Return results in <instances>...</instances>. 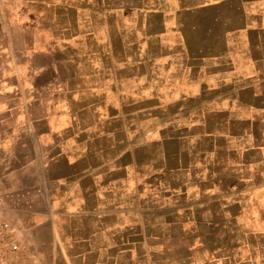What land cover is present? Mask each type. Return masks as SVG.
Masks as SVG:
<instances>
[{"label":"crops","instance_id":"crops-1","mask_svg":"<svg viewBox=\"0 0 264 264\" xmlns=\"http://www.w3.org/2000/svg\"><path fill=\"white\" fill-rule=\"evenodd\" d=\"M153 2L148 13L147 0L31 3L43 17L19 23L46 20L53 32L13 48L0 75V211L18 220L49 264H264L256 239L263 230L238 225L231 243L229 226L212 219L264 211V0ZM116 12L134 17L132 28L117 22L127 35L113 31ZM199 13L204 28L185 33V14ZM131 36L145 47L134 59ZM150 72L155 102L182 122L166 131L164 140L182 145L165 148L176 158L171 166L147 162L146 130L132 124L145 116L131 105H146ZM180 77L198 91L162 99L158 90L178 88ZM198 113L206 120L200 130L189 124ZM213 120L223 128L209 130ZM217 134L234 139L238 161L221 167L236 176L196 175L194 142ZM219 182L226 186L212 194Z\"/></svg>","mask_w":264,"mask_h":264},{"label":"rangeland","instance_id":"rangeland-1","mask_svg":"<svg viewBox=\"0 0 264 264\" xmlns=\"http://www.w3.org/2000/svg\"><path fill=\"white\" fill-rule=\"evenodd\" d=\"M42 1L46 0H0V68L3 74H7V67L8 64H11V53L10 51L15 48L17 45H21L30 39V36L33 35H44L48 36L50 33L53 32L52 24H49V21L46 22L40 21L39 25H24L22 22L29 17L40 16L43 17L44 10L39 8L36 4L41 3ZM135 1V0H131ZM209 1V0H208ZM148 2H151L148 4ZM31 3H36L31 6ZM147 13L154 10L155 2L153 0H147ZM55 11L51 10V16ZM206 14L199 13L195 16L191 15L189 18L187 14H185L184 23L182 24L181 28L183 31L189 32L190 34L197 33L204 28L203 22L205 24L204 18ZM61 16V20H64V23L69 22V19L72 14L70 11L67 13H63ZM113 19L112 22L115 23L114 32L119 35V33H128L126 27L124 28L123 25L125 24H117L120 21L129 22L131 23V28L133 27V15L132 14H124L120 13L111 16ZM19 20V21H18ZM203 21V22H202ZM19 23V24H17ZM62 22V25H65ZM111 25V24H109ZM109 31H110V26ZM107 28L106 26H102V30ZM124 30V31H123ZM149 28L147 32H149ZM133 34V30L130 31ZM127 35V34H126ZM130 40V48H131V59L136 58L134 56L139 53L140 48H145L144 45L135 44L136 42L133 41V37L131 36ZM39 43H45L42 37L38 38ZM114 43L116 45V52H115V65L122 66L124 63V59H122V52L120 50L121 42L119 41V37L114 38ZM149 53V52H148ZM61 56L59 55L58 58ZM42 60V59H41ZM153 63L146 64L147 70H152ZM151 76L148 74V87L146 89V98L147 102L144 106H138V104L131 105V110L135 108L136 110H141L145 112V116L141 118L140 121L132 120V124L140 123V126L144 128L145 133L141 136L140 142L141 144L143 141L146 140V147L144 150L146 154L147 162L151 161H159L163 164L167 163L169 166L174 165L176 162V158L174 156H165V148L168 150H176L177 147H182V145L175 146L170 141L164 140L166 137L167 129H170L172 126H176L181 124L182 122H176L171 118L170 115L164 114V104L161 102H155V97L157 96L154 89V73H151ZM177 85L178 88L173 89H162L158 90L161 93L162 99H168L174 95H178V93H182L188 91L192 94H195L198 91L196 86L187 87L182 83V78H177ZM184 86V87H183ZM187 88V89H186ZM163 94V95H162ZM138 98V92H136L135 97L132 99ZM134 109V110H135ZM194 120L190 121V126L194 127V129L200 130L201 126L204 124L205 119H203V115L200 113L195 114ZM143 119V120H142ZM209 123L207 127L211 131H218L222 129L223 126L219 125L218 120H213ZM134 127H132L133 129ZM137 128V127H135ZM227 128V126H226ZM145 139V140H144ZM194 138L190 139V143H192ZM196 141V140H195ZM162 142V143H160ZM138 143V141H137ZM165 143V144H164ZM186 144V143H185ZM195 148H197V153L195 154V161L197 162V169H195L196 175L198 176H212L218 179L221 176H228L235 175V170L229 169L224 170L221 167L222 163H229L234 164L238 161V158L234 155V139L228 140L223 139L221 140L218 134L216 136H212L211 138H199L198 141L194 142L193 144ZM202 146H208L209 150L207 149L205 152H202ZM164 159V160H162ZM224 166V165H223ZM238 174V171H237ZM165 175H163L164 177ZM236 176V175H235ZM218 182V181H217ZM226 185L219 183L212 184L210 192L212 194H218L221 192L222 188ZM258 194L264 199V189L260 190ZM261 207H264V200L258 202ZM218 209L216 214H218ZM264 213V211H262ZM259 209H251L246 207L241 214H236L235 217L229 215V211H221L219 215L213 216L212 219L216 220L218 226H221V230L224 229V225L229 226V232L225 235L226 239L231 243H235L236 239L238 240V225H242L243 228L248 227H256L259 230H263L261 233H257L258 241L264 242V214ZM234 218V220L232 219ZM232 219V223L227 222V220ZM248 234H244L247 236ZM51 251V250H49ZM53 251V250H52ZM0 264H49L47 263L40 255L39 250L35 248L33 243H31L30 239L27 236V233L24 231V228L20 225L16 218H10V216L6 215L5 213L0 211ZM52 264V262H51Z\"/></svg>","mask_w":264,"mask_h":264}]
</instances>
